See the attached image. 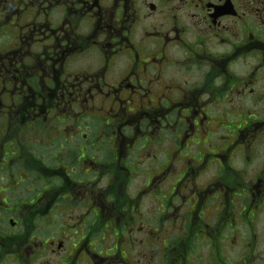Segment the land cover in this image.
<instances>
[{"label":"flooded vegetation","instance_id":"af4514ba","mask_svg":"<svg viewBox=\"0 0 264 264\" xmlns=\"http://www.w3.org/2000/svg\"><path fill=\"white\" fill-rule=\"evenodd\" d=\"M264 257V0H0V264Z\"/></svg>","mask_w":264,"mask_h":264},{"label":"rangeland","instance_id":"374dc122","mask_svg":"<svg viewBox=\"0 0 264 264\" xmlns=\"http://www.w3.org/2000/svg\"><path fill=\"white\" fill-rule=\"evenodd\" d=\"M253 264H264V257L262 260H256Z\"/></svg>","mask_w":264,"mask_h":264}]
</instances>
